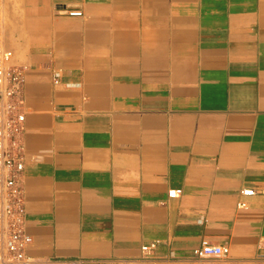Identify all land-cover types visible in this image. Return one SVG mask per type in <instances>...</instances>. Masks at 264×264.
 Here are the masks:
<instances>
[{
    "label": "crops",
    "instance_id": "crops-1",
    "mask_svg": "<svg viewBox=\"0 0 264 264\" xmlns=\"http://www.w3.org/2000/svg\"><path fill=\"white\" fill-rule=\"evenodd\" d=\"M4 16L31 256L157 243L162 264L264 263V0H4ZM203 241L229 259L196 257Z\"/></svg>",
    "mask_w": 264,
    "mask_h": 264
},
{
    "label": "built area",
    "instance_id": "built-area-1",
    "mask_svg": "<svg viewBox=\"0 0 264 264\" xmlns=\"http://www.w3.org/2000/svg\"><path fill=\"white\" fill-rule=\"evenodd\" d=\"M80 16V11H71ZM4 0H0V264H162L153 257L157 243L142 247L141 258L98 259L79 257L76 259H40L28 252L32 236L26 232V206L22 183L25 156L21 137L25 119L21 109L24 104V72L12 64L13 51L4 40ZM59 80V76L55 77ZM181 189H173L170 197H177ZM254 190H244V195H252ZM242 205H245L244 203ZM193 254L198 258H218L228 260L231 250L228 246L213 245L203 241Z\"/></svg>",
    "mask_w": 264,
    "mask_h": 264
},
{
    "label": "rangeland",
    "instance_id": "rangeland-1",
    "mask_svg": "<svg viewBox=\"0 0 264 264\" xmlns=\"http://www.w3.org/2000/svg\"><path fill=\"white\" fill-rule=\"evenodd\" d=\"M4 19H5V16H4ZM264 264V263H263Z\"/></svg>",
    "mask_w": 264,
    "mask_h": 264
}]
</instances>
